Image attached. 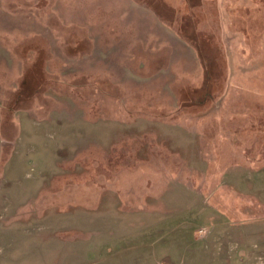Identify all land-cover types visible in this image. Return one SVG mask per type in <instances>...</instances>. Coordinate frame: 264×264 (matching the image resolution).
Wrapping results in <instances>:
<instances>
[{"label":"rangeland","instance_id":"obj_1","mask_svg":"<svg viewBox=\"0 0 264 264\" xmlns=\"http://www.w3.org/2000/svg\"><path fill=\"white\" fill-rule=\"evenodd\" d=\"M0 264H264V0H0Z\"/></svg>","mask_w":264,"mask_h":264},{"label":"crops","instance_id":"obj_2","mask_svg":"<svg viewBox=\"0 0 264 264\" xmlns=\"http://www.w3.org/2000/svg\"><path fill=\"white\" fill-rule=\"evenodd\" d=\"M101 204V202H98V206Z\"/></svg>","mask_w":264,"mask_h":264}]
</instances>
